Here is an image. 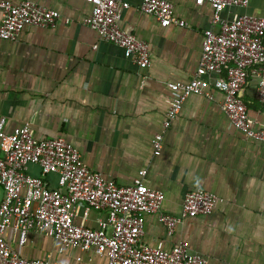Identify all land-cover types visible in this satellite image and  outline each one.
Wrapping results in <instances>:
<instances>
[{"label": "crops", "instance_id": "obj_1", "mask_svg": "<svg viewBox=\"0 0 264 264\" xmlns=\"http://www.w3.org/2000/svg\"><path fill=\"white\" fill-rule=\"evenodd\" d=\"M29 1L58 11L61 19L54 27H25L16 41L0 39V117L6 121L5 132L29 124L37 140L63 137L87 167L118 186L132 185L146 170L145 183L163 193L161 209L169 215H181L188 193H213L218 197L213 210L181 221L172 235L156 214L148 215L143 242L170 249L185 241L208 264H264V143L232 124L222 108L223 93L217 90L210 98H185L171 126L162 127L169 102L177 96L167 84L192 79L204 32L219 30L210 3L168 0L174 17L185 26L163 27L139 10L142 0H124L130 7L121 11L120 27L146 42L151 52L150 65L141 69L84 24L93 10L87 0ZM243 14L264 17V0L228 7L222 17L232 21ZM256 90L257 78L249 75L242 99L254 127L264 129V105ZM159 133L163 148L156 155L152 141ZM27 172L41 176L38 165H28ZM45 180L50 189L59 188L58 175L49 174ZM106 221V212L82 205L77 209L78 225L98 229ZM6 240L25 259L107 262L94 249L64 246L40 233H29L20 245L18 231L10 228Z\"/></svg>", "mask_w": 264, "mask_h": 264}, {"label": "built area", "instance_id": "obj_2", "mask_svg": "<svg viewBox=\"0 0 264 264\" xmlns=\"http://www.w3.org/2000/svg\"><path fill=\"white\" fill-rule=\"evenodd\" d=\"M93 10L84 24L102 40L123 50L141 69L151 63L149 45L119 25L120 13L130 7L124 0H87ZM197 5L210 3L214 32L206 30L198 68L186 84L168 83L177 94L170 102L162 123L167 130L181 112L184 99L190 95L211 97L213 90L223 93V111L232 124L246 137L264 143V129L250 121L242 91L249 75L257 78V100L264 105V17L243 14L229 21L222 12L228 7H246L248 0H195ZM139 10L154 17L163 27L185 26L174 17L168 0H142ZM0 39L16 41L25 27H54L61 14L35 2L14 3L0 0ZM70 23L69 19L64 20ZM214 75L213 80L207 76ZM5 119L0 117V264H49L45 260L22 258L6 240L12 228L24 245L29 233L46 235L64 246L83 251L94 249L107 258L106 264H208L205 257L193 253L181 241L170 249L152 247L143 242L145 221L156 214L169 235L185 219L209 214L218 197L204 190L188 193L180 216L162 211L164 195L147 186L142 170L132 185L118 186L87 167L79 151L63 137L37 140L29 124L5 132ZM154 153L163 148V134L154 136ZM38 165L41 176L27 172L28 165ZM56 174L59 188L50 189L45 177ZM106 212L107 221L93 229L75 222L79 206ZM110 228V233L107 232ZM80 260V259H78Z\"/></svg>", "mask_w": 264, "mask_h": 264}]
</instances>
